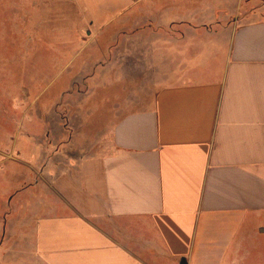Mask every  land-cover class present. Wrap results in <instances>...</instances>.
Returning <instances> with one entry per match:
<instances>
[{"label":"crops","instance_id":"obj_1","mask_svg":"<svg viewBox=\"0 0 264 264\" xmlns=\"http://www.w3.org/2000/svg\"><path fill=\"white\" fill-rule=\"evenodd\" d=\"M145 1H92L103 19L78 2L77 36L107 38L80 50L94 54L86 69L107 56L108 76L86 78L108 86L115 119L89 143H44L9 199L0 264H223L264 235L260 0L255 14L241 12L249 0H159L113 25Z\"/></svg>","mask_w":264,"mask_h":264},{"label":"rangeland","instance_id":"obj_2","mask_svg":"<svg viewBox=\"0 0 264 264\" xmlns=\"http://www.w3.org/2000/svg\"><path fill=\"white\" fill-rule=\"evenodd\" d=\"M81 1L89 3L92 15L103 19L91 4L97 0H0V227L11 216V196L36 177L31 178L29 169L35 163L43 167L45 153L50 151L44 149L45 142L55 143L52 152L66 140L89 143L115 119L103 116L108 86L87 84L86 76L92 73L108 76L107 56L94 69H86L85 60L94 54L80 46L107 44V38L93 41L88 35L77 36L86 22L78 7ZM158 2L137 4L113 25L128 16L150 13ZM259 4L258 9H264V0ZM241 9L255 14V0L246 1ZM99 25L97 21L92 27ZM121 41L118 38L116 43ZM66 56L71 61L63 68ZM124 72L117 71L121 76ZM123 87L111 90L120 95ZM68 155L76 153L68 151ZM223 264H264V235L238 245Z\"/></svg>","mask_w":264,"mask_h":264},{"label":"water","instance_id":"obj_3","mask_svg":"<svg viewBox=\"0 0 264 264\" xmlns=\"http://www.w3.org/2000/svg\"><path fill=\"white\" fill-rule=\"evenodd\" d=\"M180 264H185V261L184 260H181Z\"/></svg>","mask_w":264,"mask_h":264}]
</instances>
